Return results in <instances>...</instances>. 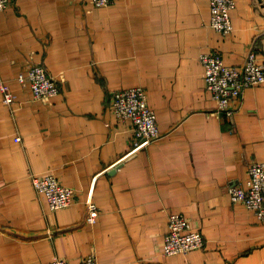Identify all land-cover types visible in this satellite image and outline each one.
<instances>
[{
  "label": "crops",
  "instance_id": "0c3cea01",
  "mask_svg": "<svg viewBox=\"0 0 264 264\" xmlns=\"http://www.w3.org/2000/svg\"><path fill=\"white\" fill-rule=\"evenodd\" d=\"M234 30L210 27V0H14L0 12V264H264V224L229 187L264 162V84L245 90L233 118L217 114L203 53L244 64L256 38L264 63V0H236ZM39 64L60 93L36 99L18 76ZM146 89L161 138L134 150L133 126L112 93ZM20 138V141H16ZM76 191L52 211L31 175ZM100 215L88 222V205ZM183 214L205 246L166 256L169 214Z\"/></svg>",
  "mask_w": 264,
  "mask_h": 264
},
{
  "label": "built area",
  "instance_id": "2783aa9c",
  "mask_svg": "<svg viewBox=\"0 0 264 264\" xmlns=\"http://www.w3.org/2000/svg\"><path fill=\"white\" fill-rule=\"evenodd\" d=\"M14 0H0V12L7 10ZM86 1V0H85ZM95 8L113 4L117 0H87ZM236 7V0H210V27L229 36L234 30L231 12ZM256 38L241 66L228 65L217 52L203 53L200 56L204 67V82L207 90L217 102V114L233 118L236 104L243 97L245 90L264 84V63L259 60L256 51ZM20 85L30 90L36 99H52L59 95V80L46 67L32 64L18 76ZM0 90L3 102L13 105L16 99L6 80L0 76ZM111 108L118 120L129 121L133 126L132 146L139 150L161 138L157 114L149 105L148 93L143 87L117 90L112 93ZM20 141V138H16ZM35 190L44 196L52 211L70 207L76 198V191L62 184L52 173L31 175ZM228 192L234 203L243 204L253 212L258 221L264 224V162H252L249 165L246 183L229 187ZM100 215L98 206L88 205L89 223L94 224ZM205 238L202 232L192 228L190 221L180 213L169 214L168 231L163 242V254L166 256L187 255L202 249ZM41 264H71L63 257L54 258ZM80 264H99L95 254L83 257Z\"/></svg>",
  "mask_w": 264,
  "mask_h": 264
}]
</instances>
